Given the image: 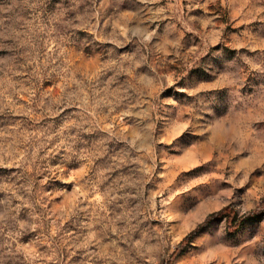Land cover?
<instances>
[{
    "label": "rangeland",
    "instance_id": "obj_1",
    "mask_svg": "<svg viewBox=\"0 0 264 264\" xmlns=\"http://www.w3.org/2000/svg\"><path fill=\"white\" fill-rule=\"evenodd\" d=\"M264 0H0V264H264Z\"/></svg>",
    "mask_w": 264,
    "mask_h": 264
},
{
    "label": "trees",
    "instance_id": "obj_2",
    "mask_svg": "<svg viewBox=\"0 0 264 264\" xmlns=\"http://www.w3.org/2000/svg\"><path fill=\"white\" fill-rule=\"evenodd\" d=\"M264 213V201L255 209L243 213L238 216V212L232 205H227L219 210L210 213L206 219L200 222L193 230L182 241L183 244L190 243L195 236L200 234L204 228H206L212 221L225 218L227 221L228 229H237L240 227L248 218L255 217Z\"/></svg>",
    "mask_w": 264,
    "mask_h": 264
}]
</instances>
